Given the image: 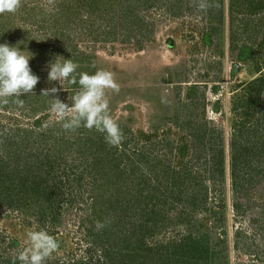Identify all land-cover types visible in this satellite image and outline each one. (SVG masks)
<instances>
[{"label": "rangeland", "instance_id": "obj_1", "mask_svg": "<svg viewBox=\"0 0 264 264\" xmlns=\"http://www.w3.org/2000/svg\"><path fill=\"white\" fill-rule=\"evenodd\" d=\"M231 18V0H19L0 13V43L33 53L40 77L23 106L0 102V264L41 229L58 243L44 264H264V86L246 105L264 24ZM55 55L113 73L119 145L62 127L41 95L62 88L48 80ZM63 86L70 104L79 85Z\"/></svg>", "mask_w": 264, "mask_h": 264}, {"label": "clouds", "instance_id": "obj_2", "mask_svg": "<svg viewBox=\"0 0 264 264\" xmlns=\"http://www.w3.org/2000/svg\"><path fill=\"white\" fill-rule=\"evenodd\" d=\"M19 0H0V13L14 12ZM204 7V5H201ZM29 52V51H27ZM20 46L0 43V102L8 103L9 99L23 106L22 96L34 92L40 77L33 73L30 61L34 54L26 55ZM55 55L47 64L48 80L58 81L62 88L51 87L42 90L41 95L51 98V111L62 121L65 130H75L81 126L104 134L105 141L112 146L119 145L123 139L118 122L112 117L106 90L119 91V84L113 73L103 69L93 74L77 72L79 65L72 58L61 60ZM79 85V90L69 97L70 104L63 102L58 93L67 91L63 82ZM105 225L97 222L98 229ZM28 247L21 251L15 261L20 264H44L45 259L58 248L57 241L45 230L26 233Z\"/></svg>", "mask_w": 264, "mask_h": 264}, {"label": "trees", "instance_id": "obj_3", "mask_svg": "<svg viewBox=\"0 0 264 264\" xmlns=\"http://www.w3.org/2000/svg\"><path fill=\"white\" fill-rule=\"evenodd\" d=\"M264 11V0H231V20L234 23H236L235 21L237 20V15L238 14H243L244 18H248V20H246L248 23H252L257 21V25H263L264 24V17H262V19L260 17H258V15H260L262 12ZM247 28V27H246ZM257 29V28H255ZM254 29V30H255ZM260 33L256 32L255 36H259ZM256 37V38H257ZM251 38V37H250ZM257 45H264V35L261 37V41L259 43H257ZM262 62H259L258 66L256 67L257 71H261L262 68ZM255 82H257L256 84H259V87L256 89V92L253 93L251 95V97L248 99L246 105L249 106V108L251 107L252 104H254L256 102V97L259 96L261 94V90L262 87L264 86V75L259 77L258 79H255V81L252 84H254ZM255 85V84H254ZM221 106V102L219 100H217L216 102V106L215 109L218 110ZM195 242H187V244L185 245V247H187L190 244H193ZM192 250H194V247L191 248ZM137 251V250H136ZM137 254H139L138 252H136ZM142 254V253H141ZM187 255H189L190 253L186 252ZM125 258H122V260H124V264H150L151 263V259L149 257V255H145L142 254L141 260L138 262L137 261V257L136 255L133 256L132 260H130L131 262H125V259L129 256V253L126 254H122ZM186 256V260L191 261L192 260V256ZM150 259V260H149ZM161 260H166L167 262H176L178 264H180V262H182L183 259H181L177 254L173 255L171 257L168 258H163ZM188 261H186V263H188ZM5 264H14V261L11 259L9 261H5ZM15 264H20V262H15ZM152 264V263H151Z\"/></svg>", "mask_w": 264, "mask_h": 264}]
</instances>
